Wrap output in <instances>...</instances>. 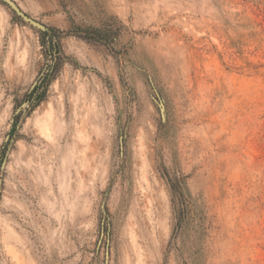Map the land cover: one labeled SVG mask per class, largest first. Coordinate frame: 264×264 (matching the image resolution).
Returning <instances> with one entry per match:
<instances>
[{
	"label": "rangeland",
	"instance_id": "374dc122",
	"mask_svg": "<svg viewBox=\"0 0 264 264\" xmlns=\"http://www.w3.org/2000/svg\"><path fill=\"white\" fill-rule=\"evenodd\" d=\"M13 1L0 264H264V0Z\"/></svg>",
	"mask_w": 264,
	"mask_h": 264
},
{
	"label": "trees",
	"instance_id": "16d2710c",
	"mask_svg": "<svg viewBox=\"0 0 264 264\" xmlns=\"http://www.w3.org/2000/svg\"><path fill=\"white\" fill-rule=\"evenodd\" d=\"M41 35L43 36V46L47 48L50 51V55L52 58H50L51 62L57 63L58 57H60L61 54V48L59 41L56 40V36L51 35L50 29L47 28L46 31H40ZM48 56V57H49ZM54 68L50 67L49 71H52ZM45 94V91L40 92V87H35L32 92L30 93L29 101L35 102L36 105H39L43 99ZM17 123V122H16ZM5 156V155H4Z\"/></svg>",
	"mask_w": 264,
	"mask_h": 264
},
{
	"label": "water",
	"instance_id": "95a60500",
	"mask_svg": "<svg viewBox=\"0 0 264 264\" xmlns=\"http://www.w3.org/2000/svg\"><path fill=\"white\" fill-rule=\"evenodd\" d=\"M1 2H3L4 4H6L7 6H9L12 11L19 17L21 18L24 22L30 24L31 26H33L34 28H37L40 31H46L47 27L41 23H39L38 21L34 20L33 18H31L30 16H28L18 5L15 1L13 0H0Z\"/></svg>",
	"mask_w": 264,
	"mask_h": 264
}]
</instances>
